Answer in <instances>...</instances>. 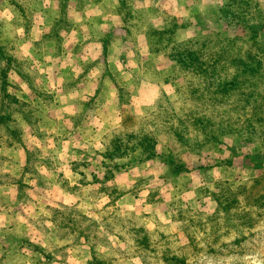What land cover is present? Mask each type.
Segmentation results:
<instances>
[{"label": "clouds", "instance_id": "1", "mask_svg": "<svg viewBox=\"0 0 264 264\" xmlns=\"http://www.w3.org/2000/svg\"><path fill=\"white\" fill-rule=\"evenodd\" d=\"M0 264H264V0H0Z\"/></svg>", "mask_w": 264, "mask_h": 264}]
</instances>
